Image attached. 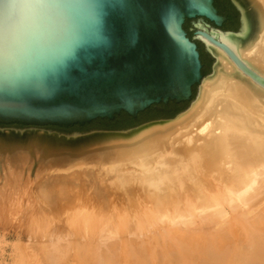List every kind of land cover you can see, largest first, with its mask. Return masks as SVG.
Returning <instances> with one entry per match:
<instances>
[{
	"label": "bare ground",
	"instance_id": "bare-ground-1",
	"mask_svg": "<svg viewBox=\"0 0 264 264\" xmlns=\"http://www.w3.org/2000/svg\"><path fill=\"white\" fill-rule=\"evenodd\" d=\"M199 39L217 64L172 122L123 136L49 133L113 142L77 152L42 135L14 139L39 130L0 133V199L23 193L38 206L12 264H264V88ZM219 42L264 78V38L242 57ZM155 126L167 134L144 138Z\"/></svg>",
	"mask_w": 264,
	"mask_h": 264
},
{
	"label": "water",
	"instance_id": "water-1",
	"mask_svg": "<svg viewBox=\"0 0 264 264\" xmlns=\"http://www.w3.org/2000/svg\"><path fill=\"white\" fill-rule=\"evenodd\" d=\"M230 1L240 14L237 31L222 29L227 18L215 0H0V122L27 125L0 133L41 130L68 140L172 122L188 111L217 64L200 36L264 88V78L219 42L240 57L256 47L264 38V0ZM187 21H195V28L188 22L194 39ZM196 42L214 60L209 76ZM171 101L189 105L173 119L128 130L46 128L113 121L122 113L137 118Z\"/></svg>",
	"mask_w": 264,
	"mask_h": 264
},
{
	"label": "rangeland",
	"instance_id": "rangeland-1",
	"mask_svg": "<svg viewBox=\"0 0 264 264\" xmlns=\"http://www.w3.org/2000/svg\"><path fill=\"white\" fill-rule=\"evenodd\" d=\"M198 92H199V90H198ZM192 105L189 107V109L192 107ZM157 127L158 126L152 127V128H150L151 130L146 131V133L144 134V138L147 136H150V135H152L158 131H163L160 133L167 134L166 130L168 128L160 127L157 130L156 129ZM18 130H20V129H18ZM39 135L45 136V138H46L45 140H47V142H50V143L55 142L56 144L64 143L66 146L74 148V149L68 148V150L72 151V152L73 151H75V152L79 151L81 146L98 145V144H102L105 142L106 143L112 142V141L104 140V139H101V140L100 139H88V140L82 141V143H80V144H77L80 141H74V143H69L66 141L64 142V141L58 139L57 137L50 135L49 133L41 131V130H39L38 132H34V133L28 132V133L23 134V135H18V136H15L14 139L23 141V140H26L27 138L33 139ZM11 137H13V136H11ZM0 138H5V136L0 137ZM139 139H142V137H138L136 139H133L132 141L135 142ZM123 142H127V141H123ZM75 146H77V147H75ZM46 175H47V173H44L41 177H46ZM30 177H31V179L32 178L35 179V174H33V173L30 174ZM4 183H5L4 178L1 177L0 178V185H3ZM0 190H2V188H0ZM13 197L14 198L11 197L7 201L0 199V264H12L14 253H15L14 250H16V247L18 245H23V244L25 246L28 245L29 242L27 239L28 237L26 235L28 231L26 229L27 228L29 229V227L31 225V223H29V221L31 222V220L29 218L33 219V216H32L33 212L32 211L33 210L36 211L35 208L36 207L38 208V206L33 202V200H29V196L26 194L22 193L18 196H13ZM29 207H31V208H29ZM35 213L36 212H34V214ZM27 219H28V221H27ZM19 236H21L22 240L19 239L20 238ZM131 237L133 238L134 236H130V238ZM133 239H135V238H133ZM105 241H106V239H104L103 242H105ZM19 243H21V244H19Z\"/></svg>",
	"mask_w": 264,
	"mask_h": 264
},
{
	"label": "trees",
	"instance_id": "trees-1",
	"mask_svg": "<svg viewBox=\"0 0 264 264\" xmlns=\"http://www.w3.org/2000/svg\"><path fill=\"white\" fill-rule=\"evenodd\" d=\"M223 8H221L222 12L229 16V23L225 27L227 31H236L239 27V14L236 12L234 6L231 4L230 0H223ZM188 22L185 25V29L188 32V36L192 39L193 34L189 32ZM198 48L201 54V59L204 64L203 73L205 76L211 73L214 60L211 56L206 52L205 47L200 42H197ZM197 92V87L194 88V94ZM189 103H176L175 101H171L168 105H160V109L157 106H152L146 112L139 114L137 118L130 117L126 113H122L117 116L115 120L110 121L108 119H99L93 123L87 124L85 126H73V127H60V126H49L46 128L49 129H63L69 132L73 130H77L80 132H89L92 130H108V131H122L128 130L131 128L138 127L148 122L160 120V119H173L178 114L182 113L187 107ZM0 127H15V128H24L27 127L25 124L14 123V124H4L0 122Z\"/></svg>",
	"mask_w": 264,
	"mask_h": 264
},
{
	"label": "flooded vegetation",
	"instance_id": "flooded-vegetation-1",
	"mask_svg": "<svg viewBox=\"0 0 264 264\" xmlns=\"http://www.w3.org/2000/svg\"><path fill=\"white\" fill-rule=\"evenodd\" d=\"M231 2V1H230ZM224 2H223V0H215V6H216V8L219 10V13L221 14V15H223V16H225L226 18H227V20H226V22L224 23V25H223V27H222V29L223 30H225V27L228 25V23H229V16L228 15H226V14H224L223 12H222V10H221V8H223V6H224V4H223ZM231 4H232V2H231ZM233 5V4H232ZM234 6V5H233ZM235 8V7H234ZM235 10H236V8H235ZM236 12L239 14V12L236 10ZM195 21H197V20H195ZM195 21H189L191 24H192V26L195 28V25H194V22ZM239 26H240V14H239ZM239 28V27H238ZM238 28L236 29V31L238 30ZM195 37L193 36L192 37V39H194ZM197 43V42H196ZM199 47V46H198ZM96 121H98V120H96ZM93 122H95V121H93ZM92 122V123H93Z\"/></svg>",
	"mask_w": 264,
	"mask_h": 264
}]
</instances>
